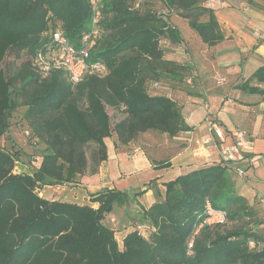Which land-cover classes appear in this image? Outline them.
Segmentation results:
<instances>
[{
    "label": "trees",
    "instance_id": "obj_1",
    "mask_svg": "<svg viewBox=\"0 0 264 264\" xmlns=\"http://www.w3.org/2000/svg\"><path fill=\"white\" fill-rule=\"evenodd\" d=\"M93 1L0 0V138H7L11 114L24 108L31 138L42 147L39 166L29 174L15 173L17 160L0 148V264H264V248L248 247L264 237L262 210L259 200L249 204L236 186L237 163L219 158L164 182L163 195L157 192L158 200L140 211L141 223L120 245L102 221L114 205L127 202L125 193L92 195L97 209L39 196L42 186L82 175L88 147L94 167L106 161L105 140L113 133L125 146L145 134L189 131L175 100L160 93L162 81H183L181 67L166 59L160 45L181 42L167 22L172 14L204 44L224 40L208 6L212 0H158L165 15L143 10L137 0H98L100 37L91 59L103 63L107 74H87L76 85L60 73L41 76L32 58L45 35L58 28L76 45L90 27ZM9 60L20 61L17 70L4 68ZM251 81L264 85V66L241 85L264 95ZM108 108L123 114L113 127ZM207 204L226 213L224 224H206ZM138 226L149 227L147 237Z\"/></svg>",
    "mask_w": 264,
    "mask_h": 264
},
{
    "label": "crops",
    "instance_id": "obj_2",
    "mask_svg": "<svg viewBox=\"0 0 264 264\" xmlns=\"http://www.w3.org/2000/svg\"><path fill=\"white\" fill-rule=\"evenodd\" d=\"M208 6L214 11L224 40L208 46L185 20L178 18L175 26L181 42L190 46L191 57L206 66V70H202L203 74H188L183 78L191 85L188 90L164 92L180 107L189 131L175 137L145 134L125 146L119 145L116 138L110 144L105 141L106 161L96 167L88 162L85 172L73 182L40 187V197L97 209L98 203L90 201L92 195L104 190L125 193L127 202L114 205L108 214L109 221H102L114 231L116 240L120 238L121 244L134 226L141 223L140 211L158 200L157 192L159 196L163 195L164 182L192 169L219 162L217 149L201 144L207 133L203 119L206 115L204 106L208 105L213 120L223 135L228 136L225 145L231 144V133H245L251 147L237 162L244 176L236 181V186L249 204L264 200V95L250 94L241 88L258 68L264 66V0H247V6L233 0H212ZM205 54H209L207 61ZM166 59L173 61L171 57ZM213 64L219 67L218 74L212 71ZM249 85L264 90V85L255 81ZM161 164L167 167L161 168ZM113 212L117 213L116 217Z\"/></svg>",
    "mask_w": 264,
    "mask_h": 264
},
{
    "label": "built area",
    "instance_id": "obj_3",
    "mask_svg": "<svg viewBox=\"0 0 264 264\" xmlns=\"http://www.w3.org/2000/svg\"><path fill=\"white\" fill-rule=\"evenodd\" d=\"M94 3V1H93ZM96 4L93 6L90 27L83 32L74 45L63 35L60 29L51 30L45 35L44 41L36 49L32 58L35 69L41 76H48L52 73H60L65 80L76 85L85 75H94L103 77L107 74L105 65L91 59V48L100 37L99 21L100 14L96 10ZM208 105H205L206 115L203 123L206 128V135L202 137L201 144L203 147L212 146L217 149L220 160L224 163H237L242 158V153L250 149V142L245 133L234 132L230 134L231 144L225 145L224 136L220 126L213 120L210 115ZM236 175L240 178L244 176L242 169L236 170ZM259 206L262 210L264 222V200H259ZM206 224L221 225L227 220L224 211L213 210L210 205H206ZM140 234L146 230L145 226H138ZM248 247L252 250H262L264 248V237L260 240L249 241Z\"/></svg>",
    "mask_w": 264,
    "mask_h": 264
},
{
    "label": "rangeland",
    "instance_id": "obj_4",
    "mask_svg": "<svg viewBox=\"0 0 264 264\" xmlns=\"http://www.w3.org/2000/svg\"><path fill=\"white\" fill-rule=\"evenodd\" d=\"M97 2L98 0H94ZM235 3H243L247 6V0H233ZM136 3L143 4L142 9H151L155 11L157 14H163L165 15L167 13V10L165 9L163 3L158 0H137ZM178 17L172 14L168 18V23L175 27L178 25ZM176 25V26H175ZM181 42L179 45H171L165 42H160V45L164 50H166V58H172L173 62L178 64L182 70L179 71L178 74L183 75V78L188 77V74H203V71L206 70V66H203V64L197 63V60L195 57H191L190 53L192 50H189L190 46L188 47L185 44ZM186 45V46H185ZM197 51V48H195ZM194 50V48H193ZM202 52H198L197 54H200ZM205 61L208 60L209 54H205ZM205 61H203L205 63ZM19 60H9L4 64V68L9 71H15L17 70V66L19 65ZM214 63V61H212ZM207 64L212 65L211 62H208ZM214 65V64H213ZM212 68L213 72H216L218 74L219 67L214 65ZM218 67V68H217ZM221 69V68H220ZM203 70V71H202ZM201 72V73H200ZM211 74V72H210ZM191 87V85L186 84L184 81H180V83L177 80H170L166 79L161 82V88L160 93L168 92L167 90H173V91H181L184 92L188 90ZM203 99V98H202ZM209 109V107H208ZM210 110V109H209ZM25 109L24 108H18L16 111H14L11 114V120H10V129L7 135V138H0V148L4 151L11 154L16 160V168L14 170L15 173H32L40 163L41 159V153H42V147L39 146L34 139L31 138V134L29 132L28 127L25 124V121L23 120V113ZM107 113L110 117L111 126L113 127L118 121H120L123 118L122 112L116 109H107ZM116 136L113 133L112 136L109 139H106L107 143H111L113 139H115ZM109 143V144H110ZM86 155L88 158V162L90 164V154H91V148L88 147L86 150ZM40 189V188H39ZM38 189V194L40 193ZM58 193V192H57ZM59 194V193H58ZM40 195V194H39ZM112 215L114 217L117 216L116 212H113ZM110 216V215H109ZM109 216L106 214L104 216V219L106 221H109ZM108 223V222H105ZM145 237L149 234V227L146 226V230L142 231ZM264 232V229H263ZM117 243L120 244V238H117Z\"/></svg>",
    "mask_w": 264,
    "mask_h": 264
}]
</instances>
